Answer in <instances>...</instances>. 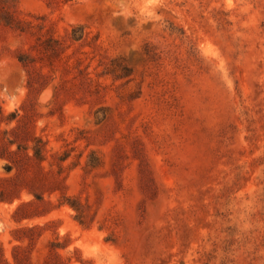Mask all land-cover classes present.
<instances>
[{"label": "rangeland", "instance_id": "obj_1", "mask_svg": "<svg viewBox=\"0 0 264 264\" xmlns=\"http://www.w3.org/2000/svg\"><path fill=\"white\" fill-rule=\"evenodd\" d=\"M15 1L70 47L55 99L35 36L0 24L1 127L30 123L50 176L34 201L0 147V264H264V0Z\"/></svg>", "mask_w": 264, "mask_h": 264}, {"label": "trees", "instance_id": "obj_2", "mask_svg": "<svg viewBox=\"0 0 264 264\" xmlns=\"http://www.w3.org/2000/svg\"><path fill=\"white\" fill-rule=\"evenodd\" d=\"M73 1L74 0H48L47 3L48 5L61 6L70 4ZM0 24L19 34L35 36V45L41 55L39 60L44 61L45 66L50 69V72L53 75L52 80H57V83L53 89V98L56 99L59 92L62 90L64 84L66 83V80L64 78L68 73V65H58V63L62 60V58L65 56V53L70 47V45L66 43L67 40L65 38L56 36L53 32H49L48 29H46L44 23H34L29 20L21 19L17 14V4L15 0H0ZM44 30L45 32H43ZM79 32L80 31L78 27H73L69 33L68 40L72 42L81 40L83 38V33ZM16 59L23 66H31L36 62V57L24 52L17 53ZM76 65L77 66L73 69H76L78 73L81 71L79 69L80 63L77 61ZM126 70L127 69L122 68V73L114 75V77L116 79H120L126 76ZM108 73L109 71H107L105 74L107 75ZM86 80L90 82V79L88 77L86 78ZM15 117L16 114H10L8 118L3 119V114L0 112V147L1 149H3L4 147L9 156H13L19 153L23 154L27 165H29V167L31 168L30 173L29 171H25L27 175L25 179H27L28 183L30 184L27 191L33 196L34 201H42L43 197L38 193V191L48 182H50V176H48L49 172H46L44 167L42 166V162H44L46 154L45 143L39 137H36L34 135L30 123L22 124L9 130L3 129L1 127L2 124H10ZM13 146H15L16 149L14 151H11L10 148ZM65 159L66 157L60 159V161L62 162ZM53 181L58 180L54 179ZM4 182L5 181L0 179V202L10 203L14 199H19V196H10L12 189H10V185H5ZM63 200L64 203L67 204L75 212V220L79 224L83 225L86 217L83 205L69 197L63 196ZM33 204V201L20 202L13 215H18L21 211L30 208ZM17 253L15 251L13 259L16 264H20ZM0 258H3L1 248ZM24 264L30 263H27L26 261V263Z\"/></svg>", "mask_w": 264, "mask_h": 264}, {"label": "bare ground", "instance_id": "obj_3", "mask_svg": "<svg viewBox=\"0 0 264 264\" xmlns=\"http://www.w3.org/2000/svg\"><path fill=\"white\" fill-rule=\"evenodd\" d=\"M48 96H49L48 94H45V95L43 96V98H45V97L47 98Z\"/></svg>", "mask_w": 264, "mask_h": 264}, {"label": "water", "instance_id": "obj_4", "mask_svg": "<svg viewBox=\"0 0 264 264\" xmlns=\"http://www.w3.org/2000/svg\"><path fill=\"white\" fill-rule=\"evenodd\" d=\"M53 89H54V87H53ZM52 94H53V92H52Z\"/></svg>", "mask_w": 264, "mask_h": 264}]
</instances>
